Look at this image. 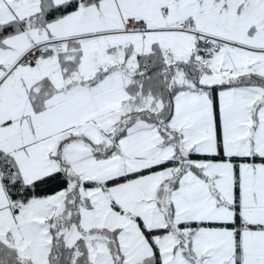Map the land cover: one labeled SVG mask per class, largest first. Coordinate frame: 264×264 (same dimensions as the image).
Listing matches in <instances>:
<instances>
[{"label":"snow or ice","instance_id":"snow-or-ice-1","mask_svg":"<svg viewBox=\"0 0 264 264\" xmlns=\"http://www.w3.org/2000/svg\"><path fill=\"white\" fill-rule=\"evenodd\" d=\"M0 264H264V0H0Z\"/></svg>","mask_w":264,"mask_h":264}]
</instances>
